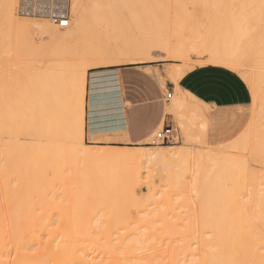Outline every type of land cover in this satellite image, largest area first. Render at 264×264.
Listing matches in <instances>:
<instances>
[{
  "label": "rangeland",
  "instance_id": "rangeland-1",
  "mask_svg": "<svg viewBox=\"0 0 264 264\" xmlns=\"http://www.w3.org/2000/svg\"><path fill=\"white\" fill-rule=\"evenodd\" d=\"M114 8L133 11L131 24H137L138 27L152 28L155 23L161 22L166 24L174 14L178 15L186 29L183 28V35L181 32L179 34L181 40L186 43L196 38L194 43L197 42L199 47L198 53L191 54L193 64L200 60L206 61L205 58L209 57L208 51L220 39L218 0H117ZM262 9L264 10V5ZM17 15L15 8V16ZM93 15L91 12L87 13V24L94 23ZM189 27L194 35L191 37L189 31V39L192 38L190 41L186 40ZM249 38L247 43L246 37L239 41L240 51L244 50L241 52L240 61L243 70H253L255 73L258 71L259 74L261 72L259 78H263L260 79L263 87L264 61L261 63L256 55L262 46L257 49L254 45L258 38ZM70 48L71 45L57 47L49 44L47 39L37 34L10 31L0 23V177L5 174L14 177L17 161L24 152L23 164L26 167L33 160L41 162L46 158L47 152L51 159L48 162L51 169L49 197L47 200H38L34 209V215L42 220L36 228L38 252L41 253L42 242L49 241L50 264H264V212L259 213L260 207L261 210L264 209V99L252 97L250 104L245 107L221 110L203 106L201 109L206 113L197 118L198 121L194 119L196 127L190 124L188 113H184L185 118L181 116L183 120L180 117H168L166 114L167 125L173 134V140L168 144L151 145L150 139L111 147L87 141L85 135L80 142L69 132L66 112L60 125L50 123L48 117L41 122V132L40 129H24L22 124L26 114V90L36 70L45 56L57 49L66 51L63 57L67 61L72 60ZM257 60L260 64H257ZM82 61L87 67L85 113L88 108L91 73L102 70L100 68L119 65L122 66L118 68L135 67L140 63L137 58L111 57L102 61L115 63L114 65L92 67L95 60L86 52H83ZM176 64L180 63L159 58L150 65L158 69L159 66L169 69ZM155 73L158 74L156 70ZM246 84L252 95V86L248 82ZM168 87L163 95L166 111L172 107V100L176 98V91L169 84ZM168 93L173 96L167 101L165 96ZM210 113L221 114L223 117L216 119ZM180 123L185 124L188 131H184ZM201 123L206 126L204 132L199 129ZM160 130L158 128L155 133ZM20 134L32 136L31 140H25L30 139L29 137H21L17 142ZM167 146H181L183 153L174 160L151 166L138 163H85L70 159L63 151H52L55 147H71L133 152L141 148ZM227 162L229 168L225 166ZM241 163L244 164L240 165ZM76 169H80L81 178L73 175ZM224 171L232 174L234 178H240L243 193H240L242 189L239 192L234 189L232 180L218 183L216 176ZM218 184L221 186L218 187ZM86 185L88 187H84ZM81 187L85 192L82 196ZM228 191L235 198L230 197ZM241 194L248 196L245 195V198ZM237 195L245 198L246 202L241 200L240 203L238 200L241 197L238 198ZM6 198L0 188V231L4 232L12 229L9 219L14 214L13 208H25L19 202L17 204L14 201L16 205H13V200ZM93 199L113 202V207L116 204L118 206V209L115 207L117 211L126 212L120 211L119 214L114 209L116 212L112 214L110 210L109 214L100 215L94 211L96 216L92 214L93 217L91 215L90 218H74L67 213L69 210L87 206ZM217 199H221V203H217ZM249 203L252 211L248 207ZM219 204L223 209L226 207L229 214L228 209L237 206L234 209L238 211L237 215L223 214L224 211L219 210ZM244 206L247 209L242 211L250 210L252 214L249 212L250 215L246 213L247 215L242 216L240 209ZM134 210L153 213L135 214L137 212ZM45 225L47 226L44 227Z\"/></svg>",
  "mask_w": 264,
  "mask_h": 264
},
{
  "label": "bare ground",
  "instance_id": "bare-ground-1",
  "mask_svg": "<svg viewBox=\"0 0 264 264\" xmlns=\"http://www.w3.org/2000/svg\"><path fill=\"white\" fill-rule=\"evenodd\" d=\"M17 1L18 0H0V18L2 19V22L0 19V23H3L4 26L10 31L27 35L37 34L38 36L47 39L49 44H53L57 47H59V45H71L69 52L73 55L72 60L67 61L63 57V54H66L64 53L66 51L63 52L57 49L56 52L50 51L43 59L40 67L36 70V73L26 90V114L24 123L22 124L24 129H30L31 131L40 129L41 132V122L43 119L48 117L50 118V123L60 125L63 115L66 112L69 118L70 134H72V136H74V138L80 142L83 141L87 70V67L82 61L83 52H86L87 55L91 56V58L95 60L92 64V67L114 65L115 63L102 61L103 59H109L111 57L137 58L140 63L157 62L159 58H165V60L167 59L170 62H179L180 64L172 65L168 72L169 79L175 84H177L181 77H183L188 72H191L196 67L212 65L225 68L237 73L241 79H243L245 82H248V84L252 86V97L258 100L264 99V86L262 87L260 84V79L263 78H259L261 76V72L259 74L258 71L255 73L256 71L252 72L253 70H243L240 61L242 51H240L239 46V41L240 39L243 41V37H246L245 42H248V37L252 39L257 37L258 41H255L254 47L256 46L258 49L261 45L262 49H258L259 53H255H258L256 55L258 56V59L261 61V63L264 61V10L262 9L264 0H218L220 2V22L218 25V37L220 36V39L217 40L218 42L216 45H214V48H212L213 50L211 49L208 51L209 53L207 52L209 57L205 58L206 61H196L197 63L195 64L191 62V54L199 52V50L197 51L199 48L198 45H196L197 42L194 43L196 38L194 41H190V39H192L191 37H194V35L190 31L189 27L188 32H185L188 34L190 31L192 34V36L190 33L189 35H186V37L188 36L186 40L188 39L190 42H187L185 38L184 41H186V43L181 40L179 34L181 32L183 35L182 31L184 26L181 22L182 20H180V17L176 14L170 18L169 23H155L154 27L152 28L138 27L137 24H131V21H133V11L129 9L127 11H123L114 8V3L117 0H63L62 5L60 6V11L68 12L67 16L69 17V22L65 28H61L59 25L54 24L51 20L25 18L19 17L18 15L16 17L15 8L18 7H16L18 3ZM89 12L94 14L93 24L86 23L85 17ZM187 27L188 26H186V28ZM184 30L186 29L184 28ZM189 36H191L190 39ZM84 49L86 51H84ZM253 52L254 51L251 53ZM257 56H255L256 59ZM259 60H257V64H260ZM175 91L176 98H173V105L171 104L172 107H169L167 110L168 115L171 116V118L180 117V119H182L181 116L184 117V113H188L190 124L195 126L196 124L194 119L197 120V118L202 117V115L206 113L201 109V107L207 105H204L193 95L179 89L178 87L175 88ZM179 114L182 115L179 116ZM177 124L179 126V123ZM180 127H182L184 131H188L185 127V124L183 125V123H180ZM199 129H201V132H204L206 126L201 123ZM156 134L157 132L152 135L149 144L160 145V143L154 138ZM20 135L21 136H17V142L21 137H29L27 134ZM25 140H31V138ZM20 146L23 148L22 145ZM180 147L181 146H167L160 148L147 147L133 152H122L112 149L91 150L76 149L71 147L62 149L55 147L52 149V151H63L70 159L85 163H132V165L133 163H138L144 164V166H151L153 164L165 163L174 160L180 156L181 153H183ZM24 153L21 154V157L17 161L18 166L15 170V173L13 174L14 177L11 178L7 174L0 177V188H2V192L6 195V197L9 198L10 201L13 200L12 203L15 201L17 204L19 202L20 205L25 206V208L23 206L24 209H19L20 207H17V209L14 207V214L9 219V221L11 220L10 226H12V229L5 232L0 231V264H50V242L43 241L41 244V253L38 252V238L36 228L38 223L42 222V220L34 215V209L38 200H47L49 197L48 194L51 191V185L49 181L51 169L48 165V162L51 160L49 158L50 153L48 155L47 152L45 155L46 158L41 160V162L33 160L29 167H26L23 164V158H25ZM183 161H185V159ZM242 164L244 163H241L240 165ZM225 166L227 168L230 167L228 162ZM242 168L240 170H242ZM73 172V175L81 178L82 174L80 169H76ZM216 179L217 181L219 180L218 183H221L222 180H232L233 187H235L234 189H237L236 191L238 192L239 189H242L243 187L239 181L240 178H234L232 174H229V172L226 174L224 171L223 174L216 176ZM220 186L221 184H218V187ZM84 187H88V185ZM80 190V195H85V192L83 191L84 188L81 187ZM240 191H242L240 193H243V189ZM219 193L221 194V192ZM228 193L230 197L234 195L231 194L230 191H228ZM241 195L244 197L246 194ZM242 197L238 200L240 203H242L241 200L245 201V198L242 199ZM234 198L233 202L235 205H237L236 201H234ZM248 199L249 198L247 197L246 200ZM219 200L217 203H221L222 200ZM257 202H260V200ZM112 203L108 201H101V199H93L91 200L90 204L87 205L88 207L83 206L81 209L79 208L77 210H69L67 213L69 216L74 218H90L91 215L94 214V211H97L100 215H107L111 210L112 214V212L117 211L116 208L118 207H116L117 204L114 205L116 208L113 207ZM129 203L131 204V202ZM246 204H248V202ZM251 204L249 203V208ZM13 205L16 204L13 203ZM83 205H85V202ZM221 206L222 205H220V207ZM245 207L247 206L242 207L240 212L243 209H247ZM254 207H256V205ZM225 208L226 207H224V209ZM236 208L237 206L234 207V209ZM221 209L224 211L223 214H227V216H231L233 213L237 215L238 212L237 210H234L232 206L228 209L230 210V214L227 209L224 210L223 207L219 208L220 211H222ZM251 209L252 208H250V210ZM120 211L121 210H118L117 212L120 214ZM244 211H242L243 214L241 213L242 216L247 215L246 213H248V215L251 213ZM135 212H137V210ZM150 212L138 210V212L135 214ZM261 212H264V209L261 210L260 207L259 213ZM213 214L214 213H212V215ZM46 226L47 225L44 227Z\"/></svg>",
  "mask_w": 264,
  "mask_h": 264
},
{
  "label": "crops",
  "instance_id": "crops-1",
  "mask_svg": "<svg viewBox=\"0 0 264 264\" xmlns=\"http://www.w3.org/2000/svg\"><path fill=\"white\" fill-rule=\"evenodd\" d=\"M150 64L100 68L89 75L83 139L85 135L87 141L111 147L150 140L158 128L167 126L166 117H171L163 96L168 84L174 91L178 87L219 110L245 107L252 100L246 82L231 70L212 65L196 67L175 84L169 79L168 68L158 69ZM210 115L216 119L223 117Z\"/></svg>",
  "mask_w": 264,
  "mask_h": 264
},
{
  "label": "built area",
  "instance_id": "built-area-1",
  "mask_svg": "<svg viewBox=\"0 0 264 264\" xmlns=\"http://www.w3.org/2000/svg\"><path fill=\"white\" fill-rule=\"evenodd\" d=\"M69 1V0H65ZM63 0H19L17 13L25 18H41L53 21L54 24L65 28L69 22L68 12L60 11ZM65 13V14H64ZM172 98V93H168L165 99ZM155 140L160 144H168L173 140L172 129L167 125L155 135Z\"/></svg>",
  "mask_w": 264,
  "mask_h": 264
}]
</instances>
